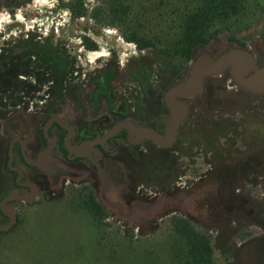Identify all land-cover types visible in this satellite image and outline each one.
<instances>
[{"label":"flooded vegetation","instance_id":"af4514ba","mask_svg":"<svg viewBox=\"0 0 264 264\" xmlns=\"http://www.w3.org/2000/svg\"><path fill=\"white\" fill-rule=\"evenodd\" d=\"M50 39L26 36L23 41L18 38L0 50V90L19 92L25 85L34 89L29 95L15 93L12 100L0 99V238L16 230L25 209L50 203L58 194L62 197L67 194L66 198L88 213L81 197L70 194L80 189L93 190L96 201L109 214L99 196V170L115 161H122L127 167V173H123L129 180L127 200H151L159 195L184 193L205 179L209 186H215V198L223 194L219 203L231 219L238 212L234 213L230 191L238 186L239 177L245 176L246 185L264 182L262 164L240 163L236 157L229 158L231 149L220 147L211 148L218 162L215 169L207 170L197 180L182 182L185 169L190 166L187 164L181 166L178 176L176 160L191 158L175 147L190 129L188 121L201 122L198 124L201 129L207 124L202 121L203 109L199 107L205 89L196 98L187 100L188 116L172 146L163 148L149 139L130 138L127 128L130 125L165 133L162 121L169 111L164 95L184 77L185 69L180 65L172 61L173 65L169 64L167 57L156 52L136 50L124 60L114 52L99 57L96 68L84 72L66 50L68 59L62 64L58 55L63 49ZM32 44L46 50L47 62L43 54L42 60L36 61L30 52L35 48ZM216 80L219 78H212L207 91L221 93L231 87L242 93V89L229 82L222 86L218 82L217 87ZM257 119L251 118L249 123L254 125ZM227 122L217 117L211 125L216 131L217 127L223 130ZM194 133H187L186 138L190 141L189 135ZM206 142L205 157L213 154L210 139ZM245 150L242 155H249L248 146ZM70 174L72 179L66 178ZM209 203L214 209L215 199L211 198ZM175 216L182 217L177 211L164 217L170 221Z\"/></svg>","mask_w":264,"mask_h":264},{"label":"rangeland","instance_id":"374dc122","mask_svg":"<svg viewBox=\"0 0 264 264\" xmlns=\"http://www.w3.org/2000/svg\"><path fill=\"white\" fill-rule=\"evenodd\" d=\"M68 1L0 0V50L18 38L23 41L26 36H37L41 40L52 38L53 43H59L75 58L84 72L95 69L96 60L111 52L121 60L136 52L134 45L126 43L114 29L97 28L86 19L73 23L69 12L63 8ZM83 1L90 11L96 0ZM263 17L258 14L249 32L241 35L246 38L243 41L254 49L255 45L264 44ZM82 35H87L97 45L98 51H87L81 42ZM254 38H257V43L252 44L250 40ZM168 63L173 65L171 61ZM199 107L203 109L202 121L207 122L206 126L201 129L198 125L201 122L192 123L190 119L187 125L190 129L175 146L191 157L176 160L178 176L182 172L181 166L190 165L185 169L187 172L182 182L197 180L199 175L217 167L212 147L231 149L233 153L229 158L236 157L240 163L264 166V97L240 94L231 87L221 93L206 90ZM217 117L228 121L226 129H213L211 122ZM251 118H258L256 124L249 123ZM189 132H195L189 135L190 141L186 138ZM207 138L213 154L205 157ZM247 146L250 154L242 155ZM123 173L125 171L122 172L121 168L107 173V179L113 180L109 184L115 182V177L123 182ZM71 175L66 178L72 179ZM241 177L238 186L230 191L234 213L238 212L232 219L219 203L223 194L215 198V186H209L205 179L184 193L159 195L141 201L127 200L122 187L112 189V192L107 186L105 194L111 203L125 201L129 206L124 208L122 217L116 209L106 207L109 219L100 225L84 209L66 198L67 194L63 197L58 194L50 203L25 209L16 230L0 238V264H178L170 246L179 238L170 230V223L164 217L171 211H177L199 232L209 236L213 264H264V182L246 185L248 183L243 182L245 176ZM56 187L58 189L59 185ZM101 187L99 180V196ZM211 198L216 201L214 209L209 203ZM131 205L136 207L129 208ZM131 211L134 213L132 216L129 214ZM246 211H249L248 217L244 213ZM135 228L140 229L135 231ZM139 235L145 238L141 240Z\"/></svg>","mask_w":264,"mask_h":264},{"label":"trees","instance_id":"16d2710c","mask_svg":"<svg viewBox=\"0 0 264 264\" xmlns=\"http://www.w3.org/2000/svg\"><path fill=\"white\" fill-rule=\"evenodd\" d=\"M63 8L69 12L73 23L86 19L97 28L114 29L138 51L156 52L167 57L185 69V77L188 63L197 48L219 37L246 46L245 37L241 35L249 32L258 14L264 15V0H96L90 11L83 0H69ZM80 38L86 50H98L87 35ZM33 45L35 48L32 47L30 52L36 56V61H41L43 54L47 62L49 55L46 50ZM58 56L62 58V64L68 59L64 50ZM215 77L219 78L221 86L226 82L232 84L228 72ZM215 77L205 80L204 94ZM219 80L215 82L217 87ZM32 89L30 85H25L19 92L0 90V99L12 100L15 93L22 92L29 95L33 93ZM70 194L81 197L93 221L99 225L106 221L109 214L96 201L93 190L80 189ZM169 223L170 230L179 238L170 246L178 264H213V248L208 235L199 232L191 221L183 217L175 216ZM143 238L144 235H139V239Z\"/></svg>","mask_w":264,"mask_h":264},{"label":"water","instance_id":"95a60500","mask_svg":"<svg viewBox=\"0 0 264 264\" xmlns=\"http://www.w3.org/2000/svg\"><path fill=\"white\" fill-rule=\"evenodd\" d=\"M256 39L250 40L252 44L257 43ZM261 46L255 45L254 49L247 44L243 47L227 41L224 37H219L208 45L197 48L188 63L186 76L165 92L164 101L169 111L162 121L165 124V133L159 134L148 128H135L130 125L127 126L130 138L135 141L149 139L158 147L163 148L172 146L177 138L180 125L188 116L189 103L187 100L194 99L201 94L208 77L220 76L228 72L233 85L252 95L264 96V44ZM115 168H121L127 173V167L122 161L111 162L107 164V168H100L99 180L102 184L100 198L105 207L116 209L119 217H122L121 213L129 205L125 201L119 204L111 203L105 194L108 190L114 192L115 188L122 187L125 190V196L127 195L128 177L123 175V182L115 177V182L109 184L113 180L107 179V173L110 174ZM131 207L134 209L136 205H131L129 208ZM129 214L132 216L134 213L131 211Z\"/></svg>","mask_w":264,"mask_h":264}]
</instances>
